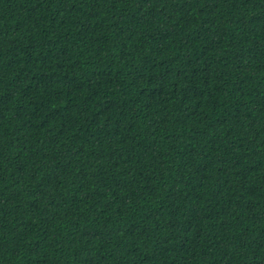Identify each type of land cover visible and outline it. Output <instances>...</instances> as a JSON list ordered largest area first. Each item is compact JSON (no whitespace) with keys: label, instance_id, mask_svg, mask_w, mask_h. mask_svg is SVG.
<instances>
[{"label":"trees","instance_id":"obj_1","mask_svg":"<svg viewBox=\"0 0 264 264\" xmlns=\"http://www.w3.org/2000/svg\"><path fill=\"white\" fill-rule=\"evenodd\" d=\"M0 264H264V0H0Z\"/></svg>","mask_w":264,"mask_h":264}]
</instances>
